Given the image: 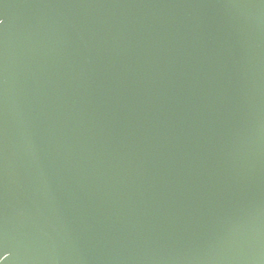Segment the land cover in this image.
Returning a JSON list of instances; mask_svg holds the SVG:
<instances>
[{"label": "water", "instance_id": "obj_1", "mask_svg": "<svg viewBox=\"0 0 264 264\" xmlns=\"http://www.w3.org/2000/svg\"><path fill=\"white\" fill-rule=\"evenodd\" d=\"M0 264H264V0H0Z\"/></svg>", "mask_w": 264, "mask_h": 264}]
</instances>
